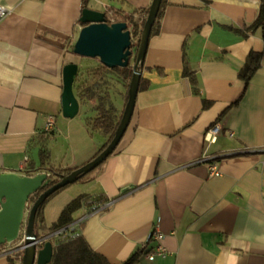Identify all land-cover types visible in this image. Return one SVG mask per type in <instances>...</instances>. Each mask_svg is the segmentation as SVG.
Instances as JSON below:
<instances>
[{
    "label": "crops",
    "instance_id": "obj_1",
    "mask_svg": "<svg viewBox=\"0 0 264 264\" xmlns=\"http://www.w3.org/2000/svg\"><path fill=\"white\" fill-rule=\"evenodd\" d=\"M152 1L87 0L84 7V0H0L8 10L0 21V175L39 168L45 136L55 167L81 168L96 157L107 141L85 126L96 102L79 101L74 119L62 111L64 67L81 71L96 61L70 53L82 11L134 15L141 23ZM261 4L167 0L141 67L148 86L123 139L99 168L46 205L39 234L86 196L102 199L103 209L80 233L111 264L136 255L134 264H264V29L247 31ZM253 52L263 56L246 84L240 72ZM185 54L200 95L184 75ZM126 93L123 86L120 111ZM50 117L55 125L46 133ZM215 127L220 133L209 141ZM154 231L164 234L167 255L151 262ZM0 264L8 259L0 256Z\"/></svg>",
    "mask_w": 264,
    "mask_h": 264
},
{
    "label": "water",
    "instance_id": "obj_2",
    "mask_svg": "<svg viewBox=\"0 0 264 264\" xmlns=\"http://www.w3.org/2000/svg\"><path fill=\"white\" fill-rule=\"evenodd\" d=\"M163 0H153L144 25L142 40L137 52L132 49V32L125 22L109 23L107 14L85 8L80 22L84 27L73 46V53L82 58L99 59L102 65L113 68H126L134 59L133 76L128 90V101L122 115L115 137L109 146L93 161L62 178L53 187L45 191L32 205L29 214L26 210L31 198L46 184L47 174L21 176L16 173L0 175V246L18 239L25 218L28 219L27 244L22 264H50L53 259L54 246L46 242L37 251L35 245L39 233L35 231V220L39 208L57 191L79 181L99 168L117 149L130 126L142 78L141 67L146 58L151 32L157 21ZM79 73L77 64H67L63 69V116L74 119L80 112V103L74 91V83Z\"/></svg>",
    "mask_w": 264,
    "mask_h": 264
},
{
    "label": "trees",
    "instance_id": "obj_3",
    "mask_svg": "<svg viewBox=\"0 0 264 264\" xmlns=\"http://www.w3.org/2000/svg\"><path fill=\"white\" fill-rule=\"evenodd\" d=\"M87 0H84V7L87 5ZM167 4V0H163L160 12L157 17V21L154 24L151 32V38L159 35L161 30V19L164 15V8ZM142 12V11H141ZM145 14V19L140 23L134 15H122L120 13L115 14V22H125L128 24L129 29L133 36V46L134 52H137L142 40V33L144 25L149 13V10L143 12ZM260 28L264 29V0H262L260 12L255 23L247 28L248 32L256 31ZM74 46V45H73ZM73 46H71L70 53H73ZM76 56V55H75ZM262 54L251 53L247 58V61L240 72V77L248 84L251 79L255 76L260 68ZM92 64L91 67H87L79 71L75 83L74 91L77 99L84 104L91 103L95 101V106L92 111L95 115H88L85 118V126L90 134H101L106 138V143L100 149L96 157L102 153L112 142L115 137L116 131L120 124L122 115L124 113L127 101H128V90L130 87V82L133 76V66L134 59L132 58L130 64L126 68H113L110 69L101 64L99 59ZM184 75L191 80L193 91L195 94L200 95L198 80L195 72L190 67L189 60L185 54L184 56ZM125 87L127 93L125 97L124 109L120 111L116 103L121 98V89ZM147 83L141 78L139 91L145 90L147 88ZM204 110H207L211 106V102L204 100ZM52 133H50L51 135ZM42 138L41 149H40V159L41 164L39 168H28L25 172V176L33 177L37 174L45 173L48 178L45 182V186L37 192L29 201V205L35 204L38 198L48 189L53 187L55 184L59 183L62 178L72 174L79 168L75 169H65L62 167H55L51 165V154L47 146L48 137ZM95 157V158H96ZM93 158V160L95 159ZM91 160V161H93ZM86 176L79 179L82 180ZM66 188V187H65ZM65 188L57 191L51 195L45 203L39 208L36 220H35V231L39 233V230H45V217L44 209L46 205ZM99 203L102 199H96L93 197L80 196L68 204L62 211L58 221L50 228L47 229L46 233H54L62 228H66L75 222L79 217L77 214L89 206V202ZM51 242L54 246L53 259L50 264H111L107 258L97 253L85 239V237L78 232L76 236H61L58 238H52ZM3 246V245H2ZM1 246V247H2ZM138 255L131 258L124 264H134L137 261ZM8 264H20L16 258H8Z\"/></svg>",
    "mask_w": 264,
    "mask_h": 264
},
{
    "label": "built area",
    "instance_id": "obj_4",
    "mask_svg": "<svg viewBox=\"0 0 264 264\" xmlns=\"http://www.w3.org/2000/svg\"><path fill=\"white\" fill-rule=\"evenodd\" d=\"M8 15V10L0 6V21ZM107 19L109 23H115V17L113 13L107 15ZM55 125V118L50 117L47 127L46 133L52 131ZM220 133V127L213 128L209 133V141H215L217 136ZM212 174L218 175L216 168H212ZM32 205H28L26 210V216L29 214ZM87 211L84 215L79 217L75 222L69 225L66 228H62L54 233H45L40 234L38 240L36 241L35 245L37 247V251H39L46 242H51L52 238H58L61 236H76L78 232H80L81 225L86 222L91 216L95 215L96 213L100 212L103 207L99 203H94L93 201L89 202V206L86 208ZM27 227H28V219L27 217L24 220V223L21 227L20 235L18 239L14 242L6 243L2 246L0 250V256L4 258H16L20 264L23 262V256L26 249L29 247L27 244ZM164 239V234L159 231H154L149 236V241H155L156 247L148 254V259L153 262L156 260L157 257H166L167 251L162 245V241Z\"/></svg>",
    "mask_w": 264,
    "mask_h": 264
},
{
    "label": "rangeland",
    "instance_id": "obj_5",
    "mask_svg": "<svg viewBox=\"0 0 264 264\" xmlns=\"http://www.w3.org/2000/svg\"><path fill=\"white\" fill-rule=\"evenodd\" d=\"M120 87V86H119ZM120 89H121V87H120ZM122 99V98H121Z\"/></svg>",
    "mask_w": 264,
    "mask_h": 264
}]
</instances>
